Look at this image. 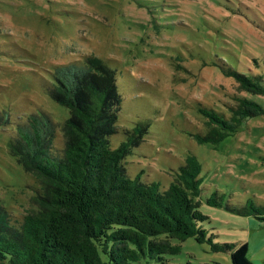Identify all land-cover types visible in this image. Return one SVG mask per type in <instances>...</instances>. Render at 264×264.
Returning a JSON list of instances; mask_svg holds the SVG:
<instances>
[{"label": "rangeland", "instance_id": "1", "mask_svg": "<svg viewBox=\"0 0 264 264\" xmlns=\"http://www.w3.org/2000/svg\"><path fill=\"white\" fill-rule=\"evenodd\" d=\"M86 56L114 71L121 102L110 145L123 139L122 129L146 126L124 157L127 175L166 187L194 155L199 210L208 217L200 228L212 243L245 242L246 259L264 264V222L204 201L215 193L222 204L249 201L264 211V115L220 141L195 136L208 128L197 103L224 111L244 96L216 68L259 74L264 86V0H0V202L14 221L36 210L41 191L9 154L2 121L35 106L61 124L67 111L45 87L56 65ZM246 95L264 107V94ZM62 142L57 131L52 144ZM174 243L179 252L165 255L171 263L231 264L228 251L213 252L207 241Z\"/></svg>", "mask_w": 264, "mask_h": 264}, {"label": "trees", "instance_id": "2", "mask_svg": "<svg viewBox=\"0 0 264 264\" xmlns=\"http://www.w3.org/2000/svg\"><path fill=\"white\" fill-rule=\"evenodd\" d=\"M215 70L244 96L231 98L224 111L196 104L208 127L195 134L198 143L220 141L248 118L264 115L246 95L264 94L261 75L227 65ZM45 91L67 111L61 124L35 106L2 121L9 154L36 177L41 193L34 196L36 210L18 221L0 202V264H179L165 255L177 254L174 242L188 237L207 241L213 252L228 251L231 264H251L245 242L212 243L213 235L200 228L208 217L199 210L201 166L194 155L184 158L166 187L127 175L124 157L146 126L122 129L123 139L110 145L121 102L113 70L93 56L59 64ZM57 131L60 147L52 144ZM204 201L264 222V211L252 202L222 204L215 193Z\"/></svg>", "mask_w": 264, "mask_h": 264}]
</instances>
